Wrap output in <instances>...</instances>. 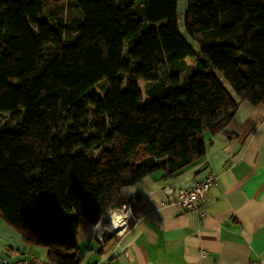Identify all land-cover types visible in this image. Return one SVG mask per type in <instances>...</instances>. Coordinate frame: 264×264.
I'll list each match as a JSON object with an SVG mask.
<instances>
[{
  "label": "trees",
  "instance_id": "trees-1",
  "mask_svg": "<svg viewBox=\"0 0 264 264\" xmlns=\"http://www.w3.org/2000/svg\"><path fill=\"white\" fill-rule=\"evenodd\" d=\"M187 1L197 50L177 0H0V219L51 263L79 264V229L121 208L126 186L202 157L239 102L264 104V0Z\"/></svg>",
  "mask_w": 264,
  "mask_h": 264
},
{
  "label": "crops",
  "instance_id": "crops-1",
  "mask_svg": "<svg viewBox=\"0 0 264 264\" xmlns=\"http://www.w3.org/2000/svg\"><path fill=\"white\" fill-rule=\"evenodd\" d=\"M204 141L205 153L189 165L123 189L132 218L122 235L104 230L108 211L94 226L81 227L79 264H264V104L239 102L229 125L204 134ZM209 174L215 181L199 217L176 195ZM47 253L25 245L0 219V258L12 262Z\"/></svg>",
  "mask_w": 264,
  "mask_h": 264
},
{
  "label": "built area",
  "instance_id": "built-area-1",
  "mask_svg": "<svg viewBox=\"0 0 264 264\" xmlns=\"http://www.w3.org/2000/svg\"><path fill=\"white\" fill-rule=\"evenodd\" d=\"M215 181L212 174L207 175L203 180L193 183L189 187L180 188L177 191V198L180 204L190 213L199 217L205 215L204 205L206 203V193ZM115 218L112 220V218ZM107 224L104 230L108 234L122 235L132 218V207L129 203H124L121 208L108 210L105 217ZM112 220V221H110ZM0 264H53L47 258L32 256L21 260L10 262L6 258H0ZM251 264H260L252 262Z\"/></svg>",
  "mask_w": 264,
  "mask_h": 264
},
{
  "label": "rangeland",
  "instance_id": "rangeland-1",
  "mask_svg": "<svg viewBox=\"0 0 264 264\" xmlns=\"http://www.w3.org/2000/svg\"><path fill=\"white\" fill-rule=\"evenodd\" d=\"M187 4H188V1L187 0H177V17H178V26H179V29L182 33V35L187 39V41L193 46V47H197V43L194 39H192L190 36L187 35V33L185 32L184 30V26H183V23H184V15L187 11ZM184 62L186 63V65L188 67L185 68L184 71H182L180 73L181 75V79H184L186 78V76H188L190 73L193 72V65L195 64L194 62V58L192 57H188L184 60ZM176 69H181L180 66H178ZM208 73H211L213 74L218 80L219 82L224 86V88L233 96L234 92H233V89H232V86L231 84L222 76V74L220 72H218L216 69L214 68H209L208 69ZM129 81V78L126 76L124 79H123V84H122V90H125L126 89V86H127V83ZM137 85H138V89L139 91L141 92L142 94V101L143 102H149L151 100L149 94L147 93V89L150 87V84L149 83H146L142 80H137ZM101 86V85H99ZM99 86L97 87V89L95 90V94L96 95H99V96H102L106 90L108 89L109 85L105 83V86H104V89H100ZM92 110V109H90ZM11 118V114L10 113H5L1 116V122H4V121H9ZM90 133H88L89 135ZM139 152L137 151L134 155H133V160L135 159V161H138V160H142L144 158H146V156H143L145 155L144 152H143V147L141 146V148H139ZM101 149L100 150H96L92 153H88L86 155V158L88 160H95L99 157L100 153H101ZM71 215H74V213H68V212H65L64 210L63 211H59V212H54L52 214L53 218L55 220H61V219H65V218H68L70 217Z\"/></svg>",
  "mask_w": 264,
  "mask_h": 264
},
{
  "label": "bare ground",
  "instance_id": "bare-ground-1",
  "mask_svg": "<svg viewBox=\"0 0 264 264\" xmlns=\"http://www.w3.org/2000/svg\"><path fill=\"white\" fill-rule=\"evenodd\" d=\"M115 218V216L112 218V220ZM112 220H110V221H112ZM101 223L103 224V223H105V224H107V220L105 219V220H102L101 221Z\"/></svg>",
  "mask_w": 264,
  "mask_h": 264
}]
</instances>
